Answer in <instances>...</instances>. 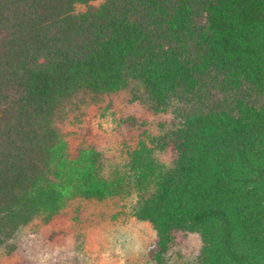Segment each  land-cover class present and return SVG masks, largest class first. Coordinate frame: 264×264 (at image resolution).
Masks as SVG:
<instances>
[{"label":"trees","instance_id":"16d2710c","mask_svg":"<svg viewBox=\"0 0 264 264\" xmlns=\"http://www.w3.org/2000/svg\"><path fill=\"white\" fill-rule=\"evenodd\" d=\"M96 1L0 0V246L116 193L94 146L68 153L53 120L80 93L133 83L153 112L190 105L161 138L169 168L134 152L148 259L195 232L197 264H264V0Z\"/></svg>","mask_w":264,"mask_h":264},{"label":"rangeland","instance_id":"374dc122","mask_svg":"<svg viewBox=\"0 0 264 264\" xmlns=\"http://www.w3.org/2000/svg\"><path fill=\"white\" fill-rule=\"evenodd\" d=\"M83 10L81 5L75 8ZM197 21L202 24L204 17ZM189 108L184 101L172 100L165 112H153L133 83L115 93H80L64 104L53 122L68 153L93 145L98 174L116 186V193L78 197L49 220L23 225L0 246V264H155L147 257L154 232L135 216L152 189L137 185L134 152L148 156L158 170L169 168L171 154L161 138ZM200 247L198 233H181L163 264H197Z\"/></svg>","mask_w":264,"mask_h":264}]
</instances>
